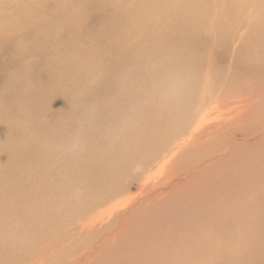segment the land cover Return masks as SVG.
<instances>
[{"label":"bare ground","instance_id":"6f19581e","mask_svg":"<svg viewBox=\"0 0 264 264\" xmlns=\"http://www.w3.org/2000/svg\"><path fill=\"white\" fill-rule=\"evenodd\" d=\"M163 1L166 0H138L137 4H134L128 0L129 4L135 5L131 11L134 16L132 23L128 21L133 26H141L137 30L141 34L139 40H133V36L128 32L124 35L123 24L125 22L117 20L120 14L116 15V21L111 22L110 27L105 25L102 31L99 30L101 23L100 21L95 22L96 16L91 14L92 6L84 9L79 6L78 15L67 12L66 18L61 21L57 19L55 23L66 25L70 32L65 36H60L61 42L54 56L50 57L46 63L41 62V64L37 63L28 67L29 63L26 69L28 80L13 84V87L20 92L18 103L20 105L27 103L28 111L32 109L31 111H34L32 115L38 116H28L21 120L25 134L22 132L18 134L19 130L14 129V137L18 144L11 150H2L0 160L5 163L11 162L10 165L17 168L25 166L29 168L36 162L37 169L29 174V185L32 188L26 190L24 200L32 198L41 189V200L47 195L44 189L51 193L68 196L66 199L73 206V213L80 214V218L78 217L79 219L71 230L72 234L74 232H78L79 235L86 233L87 241H89V236L94 239L98 237L93 245L84 250H81L79 246L72 248L70 255L66 256V259H69L65 262L66 264H86L94 260L100 253L99 251L105 252L104 248L108 250L107 240L110 236L120 233L122 228L124 231L129 229L133 236L132 231L135 226L140 228V237L136 239L139 244L138 256L131 261L119 259L118 264H264V181H261L264 178V167H262L264 164L261 165L259 162L249 161L252 166V169H249L250 175L254 181L258 180L255 182L254 199L249 204H245L244 193L238 191L235 200L238 205L227 204L229 206L206 210L205 207L202 210L191 207L182 209L189 220L195 219L197 214H200L202 220L197 225L195 224L196 226L193 224L194 226H190V229L186 228L184 236L177 240L173 236L183 229L185 223L175 225L174 232L169 234L170 236H165L161 232L160 219L157 216L155 224H151L154 220L140 222L137 219L143 216L150 217L152 208L159 204L160 199H169L173 191L179 190L180 187H184L185 190L191 180L219 170L230 160L231 163L242 160H233L232 157L241 156L244 150L253 151L259 148L264 151V122L261 120L260 122L254 121L252 127L248 126L250 128L247 129L246 137H243L242 133L247 130L242 128V125L237 126L238 121L225 128L223 135L217 128L213 130L207 128L203 130L200 137L196 133L203 125L204 115H201L198 125L188 133V137H182L194 119L192 118L193 104L198 100V94L201 97L200 101L208 100L209 102L211 99L215 101L218 99L217 93L220 88L217 84L211 87L200 86L208 85L209 78L215 80V83L220 86H224V73L227 68L229 69L228 77H244L250 79V84L253 77L261 79L259 94L256 93V96L250 97L247 102L256 101L257 103L256 107L252 108L255 112L250 111V118L252 116L257 119L264 116V111H256L264 107V26L254 35H241L247 29L249 33H253L250 27L252 22L246 20L247 13H253V11H248L249 9H256L259 12L256 20L260 18L264 20V0H251L248 6L244 4L246 0H180L168 6V11L161 15L158 22L149 21ZM77 16L78 23L75 24ZM163 19H168V21L155 28L158 35L148 46L149 49L145 50L154 53L150 57L142 58L137 54L140 42L149 35L146 33L147 30L155 27ZM130 24H127L128 26L125 24L127 30ZM257 25H259L258 22ZM98 31H101V34L105 33L99 41ZM96 33L97 35L94 36ZM47 37L42 35L35 45L39 48L38 44L44 43ZM102 40L107 41L108 45ZM248 41L253 46L245 44ZM249 47H251L250 51L255 54L259 53L261 65L244 70L239 67V64L242 62L243 50L246 51ZM107 48L109 49L108 55L111 56L113 62H107ZM228 59L231 60L230 63ZM6 62L9 63L8 60ZM13 70L15 71L16 68ZM91 79L94 82L87 84ZM78 90H84L85 96L77 103L71 95ZM5 99L7 102L9 98ZM184 103L186 105L182 107ZM19 104L16 106H20ZM249 105H252V102ZM40 116L44 119L47 116V122L51 121V123L46 122L41 125L44 120ZM11 127L13 129V126ZM241 135V139L237 140L236 138ZM227 136L229 139L223 141ZM11 138L7 140H13V135ZM3 143V146L7 144ZM245 146L250 147L243 148ZM168 150L169 153L157 161L161 153ZM4 153L6 156H3ZM262 157L264 158V153ZM262 157L260 161L264 162ZM51 161L54 162V167L58 165L57 171L56 167L55 169L50 167ZM150 163L156 170L141 179L145 168H148ZM10 165L7 167L3 165L2 168L5 167L7 170L13 168ZM49 175L53 176L52 185H41V189L38 188L39 190L35 191V180L31 178L37 176L38 180H42ZM159 175L161 179L156 187L151 185L150 180ZM61 179L66 186L64 185L65 188L59 190L57 184ZM43 181L41 183L45 184ZM124 182L125 184L121 186ZM135 183L138 189L136 197L131 195V197L119 200L107 210L99 214L96 212V216H83L84 212L90 210L91 207L103 203L106 199L109 201L124 194ZM58 186L62 187L61 184ZM197 193L199 192L195 194ZM14 196L12 194L0 195V209L3 206L10 207ZM124 206H127V213L122 218L120 214L119 216L112 214L109 219L112 225V228L108 230L109 233H107L109 223L104 225L101 222L96 228L100 216ZM41 208L44 215L49 214L51 218L57 219L64 211L59 209L54 212L55 206L51 203H42ZM134 211L139 212L132 216L135 214ZM31 215L34 218L27 226L28 236L32 239L38 236L44 241V236L37 232L42 230V226L38 223L41 209H36V213L33 212ZM163 217L162 220L165 218ZM165 219L176 220V216L169 214ZM54 225L53 222L45 229L52 228ZM146 226L154 230V237H149L151 232H142V228ZM105 229L106 233L101 236L97 235ZM178 233L180 236V232ZM4 239L0 237L2 245L0 246V260L2 259L6 264L44 263L45 258L42 256L44 247L36 255L19 258L20 254H16L15 248L20 249L26 245L24 251H30L32 247L30 239L29 244L21 243L22 245L14 239ZM59 239L61 240L62 236ZM56 241L57 238L50 245L58 244ZM134 246L135 244L132 247ZM121 250L123 251V248ZM144 251H147L146 255H142L141 252ZM109 252L111 256L114 253V251ZM114 254L116 255V252ZM107 255L109 258V254ZM227 258L230 260L225 262ZM45 262L48 264L47 259Z\"/></svg>","mask_w":264,"mask_h":264},{"label":"rangeland","instance_id":"374dc122","mask_svg":"<svg viewBox=\"0 0 264 264\" xmlns=\"http://www.w3.org/2000/svg\"><path fill=\"white\" fill-rule=\"evenodd\" d=\"M51 1H52V3H51ZM137 1L131 0V2L134 4H137L136 3ZM143 1H148V0H143ZM152 1H155V0H152ZM60 2H59V0H56V1L55 0H45V1L44 0H0V91H1L0 92V157L3 153L2 150H5V149L7 151L11 150L12 147H14L15 145L18 144V142L15 140V137H14V133H15L14 129L15 128L19 130L18 134H21V132L23 134H25L24 124L20 123L21 120L28 118V116L29 117L38 116V115H32L34 113V111H31L32 109L30 111H28L29 105L27 103H26L27 105L26 104L20 105L18 103L20 92L18 89H15L13 87V84L16 85L20 81L26 82L28 80L26 77V69H27V65L29 63L30 64L28 65V67H30L31 65L34 66L37 63L41 64V62L46 63L50 59V57L52 58V56H54V53L56 52L55 50L61 42L60 36H65L67 33L70 32V29L66 25H59V24L55 23L57 21V19H59L61 21L63 18L67 17L66 15L68 13H74L75 15H78V7L79 6H82L83 9L84 8H90L92 6L91 14L96 16L95 22L100 21V23H101L99 30L102 31L104 29L105 25H107V27H110L111 22L116 21V15L119 16V14H120L119 19L117 18V20L119 22H121V21H123V23L125 22L123 24L124 35H127V32H128L129 35L133 36V38H132L133 40H136V39L139 40V38H140L141 34L137 30H139L141 26L140 25H134L133 26V24H130V23H132V18H134L133 14L131 13L132 7H135V5L129 4L128 0H65V1L60 0ZM62 2H63V4H62ZM177 2H180V0L163 1L161 3V7L158 8L157 11L150 17L149 21L158 22L160 20L161 15L168 11V6H170L174 3H177ZM250 2H251V0H246L244 2L245 6H248L250 4ZM22 4L24 6H22ZM139 4H140V2H139ZM65 5H67V6L65 7ZM234 5H235V2H234ZM72 7H73L72 10L74 12L71 10ZM44 8L47 10V12ZM117 10H118V12H116ZM26 11L29 13V15ZM108 11H110V12H108ZM248 11H253L252 14L247 13V17H246L247 21L249 20L250 22H252L250 27L253 29V33H249V31L247 29L241 35H254L256 32L261 30V28H263V26H264L263 18L256 20L258 18L257 14L259 15V12L256 9H254V10L249 9ZM55 12H56V14H55ZM125 12H127V13H125ZM30 15H31V17H30ZM48 16H50L51 18ZM83 16H85V15L83 14ZM77 18H78V16L76 17V19L74 21L75 24L78 23ZM50 20H52V22H50ZM128 20L130 21V23ZM166 21H168V19H163L155 27L149 28L147 30L146 33H149V35L140 42V48L137 50V54H139L142 58L150 57L154 53V52L145 51V50L149 49L148 46L151 43H153L154 39L158 35V31L155 30V28L158 27L160 24L165 23ZM49 22H50V25L48 24ZM257 22L259 23V25L256 26ZM125 24L126 25L130 24L128 30H127L128 25L126 26ZM51 26L53 29L50 28ZM10 27H12V28H10ZM101 31L100 32L98 31V37H97V38H99L98 41L105 35V33L101 34ZM120 31H122V29ZM14 32H16V33H14ZM34 32H36V33H34ZM113 32H114V30H113ZM37 33H38V35H37ZM115 33H117V32L115 31ZM145 34H143V36ZM42 35L46 36V37L48 36V37L46 38L44 43H42L41 45L38 44V46H39V48H38L35 44H36L37 40L39 39V37H41ZM96 35H97V33L94 36H96ZM135 35H136V37H134ZM11 37H12V39H11ZM102 42L105 44L107 41L102 40ZM245 44L253 46V44H251V42H249V41L246 42ZM45 45H47L48 48ZM48 45H50V47ZM107 45H108V42H107ZM16 47H17V49H16ZM250 49H251V47L246 48V51L244 49L243 51L245 53L243 52L242 56H241L243 58L241 59L242 62L239 64V67H241L244 70H246L245 68L250 70L252 68H255V67H258L261 65L259 53L255 54L254 52L250 51ZM16 51H17V53H16ZM106 54H107V62H113L111 56L108 55L109 54L108 48L106 50ZM26 55H27V57H26ZM22 56L24 57V59ZM36 56H38V58ZM108 56H110V57H108ZM20 58H21V60H19ZM6 60H8L9 63L6 62ZM25 60L27 62H25ZM230 61L231 60L228 59V63H230ZM17 62L19 65L18 64L16 65ZM13 63H14V65H13ZM242 65H244V66H242ZM9 66H10V68H9ZM13 66H14V68H13ZM47 66H50V64H47ZM15 68H16V70H15L16 72L13 70ZM10 69H11V71H10ZM18 69H19V71H18ZM20 69H21V71H20ZM228 71H229V69L227 68L225 73H224V78H225L224 86H220L218 83H215V80H213L211 78H209L210 82L208 85L203 84L200 86V87H203V86L211 87L212 85L217 84V86H219V88H220L218 93H217L218 99H216V101H215V99H211V101H209V102H208V100L207 101H204V100L200 101L201 97L198 94V98H197L198 100L195 101L193 104L194 110L192 112V118L194 117V119L191 121L187 132L182 135L183 138H187L188 133L196 125H198L200 118H201V115H204L203 125L201 126L200 130H198L197 133L195 132L196 135H198L200 137L202 135L203 130H205L207 128L212 129V130L217 128L219 130V132H221L223 135L226 131L225 128L230 127V125L235 124V122H237V121H238L237 126L242 125L243 126L242 128H245L246 130L247 129L249 130V128L254 125V123H253L254 121L258 120L260 122V120H261V122H264L263 121L264 116H262V115H261L262 117L256 116V117H258L257 119H254L252 116L250 118V115H249V114H251L250 111L255 112V110H253L252 108L256 107L257 103H255L256 101H250V102H252V105H249L250 102H247V101H249L250 97L256 96V93H257V95L259 94V91L261 89V88H259L260 87L259 83L261 82V79L253 77V80L251 81L252 83L250 84V79H247L244 77H228L229 76ZM5 72H6V74H5ZM7 72H9L10 76ZM21 72H22V74H21ZM241 78H244V79H241ZM93 82H94V80L91 79V80H89V82L87 84H91ZM237 93H239L241 95H239ZM71 96H73L74 101L78 103L79 101H82L81 99L85 96L84 90L83 91L78 90L75 94H73ZM6 97L9 98L7 100V102L5 99ZM16 104H19L20 106H16ZM185 105H186V103H184L182 105V107H185ZM256 111L263 112L264 107H260L258 110L256 109ZM40 118H42L44 120V122L41 125L46 123L48 120L47 116L45 117L46 119H44L41 116H40ZM230 119L232 121H230ZM48 122L51 123V121H48ZM11 126H13V129ZM248 126H250V127H248ZM190 127H191V129H190ZM248 130L242 133L243 137H246V135H248L246 133V132H248ZM68 131H69V129H68ZM11 135H13V140H9V139L7 140V138H11ZM242 135L238 136L236 139L240 140ZM182 137H180V139ZM227 139H229L228 136L226 138H224L223 141H225ZM6 140H7V142H6ZM3 142H5V144L6 143L7 144L3 146V144H4ZM11 145H13V146H11ZM247 147H250V146H245L243 148H247ZM258 149L259 148L255 149L253 151H247V150L242 149L245 151L244 153H241V156L243 154L242 157L238 156V155L232 157L233 160H239V159H242V160H239V161L233 162V163H231L232 161L230 160L231 162L229 161V163H228L229 165L225 164L223 167H220L219 170L217 169L215 171L209 172L208 175H202L199 178L191 180V182H193V181L194 182L192 184L190 182L188 188H185V190L186 189H188V190L185 191L184 187L183 188L180 187V189L178 188L179 190L173 191V194H172L173 196L171 195V197L169 199L168 198L160 199L159 204L156 205V207L152 208V210H151L152 212L150 213L151 214L150 217L147 218L146 216H143V217H140L137 219L140 222H149L148 220H151V221L154 220L153 223H151V222L150 223L155 224V222H156L155 217L157 216V218L160 219L161 232H163L165 236L166 235L170 236L171 233L174 232V226L175 225H180L182 223H185L184 227H182L183 229L178 231V232H180V236L178 235L179 234L178 232H177L178 234L176 233L173 236L174 239L177 240V239H179V237L181 238L184 236V234L186 233V230H185L186 228L190 229V226H192L193 224L197 225L199 223V221L202 220L200 218V214H197L195 219L193 218L192 220H189V217H185V213L182 211V209H185L187 207L188 208L191 207L193 209L201 208V210H202V208L205 207V210H206L207 208H215V207L221 208L223 206H229L230 204L231 205H238L235 202V200L237 199L236 193L238 191L244 193L245 204H249L254 199L255 191H256L255 182L258 181V180L254 181L252 178V175H250L251 171H249V169L251 170L252 166H251V164H249V161L250 160L252 162L256 161V162L261 163V165L264 164L263 160L260 161V158L263 156L264 151H262L263 149L262 150L261 149L258 150ZM254 151H255V154H254ZM250 152H252V153H250ZM167 153H169V150L167 152H162L160 155V158L157 159V161H160V159H162L163 156ZM3 156H6V154L4 153ZM9 159H11V158H9ZM55 159L59 160V158H57V157H55ZM247 162H248V164H247ZM10 163L11 162L5 163L3 160H0V195H2V194L15 195L12 199L10 207L9 206H3L0 209V237L2 239L5 238L4 240H13L14 239L15 241H19L20 245L29 244V239H30V243L32 246L30 248L31 249L30 251H24L26 248V245H25V247L24 246L20 247V249L15 248V251L17 252L16 254H20L19 258H29L30 255H36L44 247V251L42 252V256L45 258V260H43V262H44L43 264H47L45 262L46 259H47L48 264H66L65 262H67L69 260V259H66V256L70 255L72 248L79 246L81 250H84L85 248L93 245L97 241L98 237H96L94 239L91 236H89V241H87L85 239L87 237L86 233L79 235L78 232H74L73 233L74 235L72 234L71 230H72L75 222L80 218L79 217L80 214L76 215L73 213V211H72L73 206L69 203V200L66 199V198H68V196L62 195L60 193H51L49 190L46 191L44 189V191L47 193V195H45L43 200H41V198H40V192L42 190L41 185H52V183H53V176L52 175L45 176V178L42 180H38L37 176H34L33 178H31L32 180H35L34 190L35 191H38L39 189H41V190H39L37 193H35V195H33L32 198H29V199L27 198L24 200V193L26 192V190L32 188V186L29 185V178H30L29 174L32 170L37 169V164H36V162H34V164L29 168H26V166L21 167V168H17V167H13L12 165H10ZM150 164L149 165L151 166V168L149 165H148L149 166L148 168H145V171L142 174L141 179L150 175L151 173H153L156 170V168L153 167L152 163H150ZM3 165L5 167L10 165L13 168H10L7 170V168H5V167L2 168ZM50 167L53 169V167H54L53 161L50 162ZM55 167H56V169H55ZM55 167H54V169L57 171V169H59L58 165H56ZM262 167H264V165ZM63 179H61L58 182V184L59 185L61 184L62 187L58 186V184H57V187L59 190H60V188L64 189L66 186L65 184L62 183ZM160 179H161L160 175L156 176V178L150 180L151 181L150 184L155 185V187H156V185L159 183ZM263 179L264 178H262L261 181H264ZM42 181L45 182V184L41 183ZM124 184H125V182L121 186H123ZM215 184H216V186H215ZM192 185H193V187H192ZM131 187L132 188L129 189L128 191H126L124 194L116 196L109 201L106 199L105 201H103V203H100L97 206L95 205V206L91 207L90 210L84 212L83 216L84 217L96 216L97 215L96 212L99 214L101 211L107 210L108 207H110L112 204H114L115 202H117L119 200L121 201L122 199H124L126 197H129V196L131 197V195H132V197H136L138 195V191H137L138 189L136 188L137 187L136 183L133 184ZM181 191H185V192H181ZM196 192H199V193L195 194ZM188 193H190V194L187 195ZM135 194H136V196H135ZM183 194H185V195L183 196ZM192 194L196 195V196H193ZM181 195H182V197L180 198ZM185 196H186V198H185ZM187 196H189V197H187ZM193 197L195 198L194 200H193ZM173 198H174V200H173ZM184 198H185V200H184ZM198 198L200 200H198ZM181 199H182V201H181ZM171 200H172V202H171ZM183 201H185V202H183ZM26 202H28L29 204L27 205ZM13 203H17V204H13ZM42 203L54 204V206H55L54 212L59 210V209H62L64 211H62V213L60 214V217L58 219L57 218H51L49 216V214L44 215V212L41 208ZM185 204H187V205H185ZM227 204H229V205H227ZM25 205L27 207H25ZM28 208H30V209H28ZM31 209L33 210L34 213H36V209L37 210L41 209V216H39L40 219H39L38 223H39V225L42 226V230H38L37 232L44 236V241H42V239H40L37 235H36L37 237H35V239H32V237L28 236L27 226L31 224L32 218H34V216L31 215V213H33ZM95 210H97V211H95ZM138 212L134 211L135 214L132 216H135L136 213H138ZM25 213H27V214H25ZM87 213L88 214L90 213V214L88 215ZM125 213H127V206L121 207V209L119 208L116 211L115 210L110 211V213L106 212V214H103L102 216L99 217V219H98L99 221L97 223L96 228L100 226L99 223H101V222L104 225H108L109 221L111 222V220H109V219L112 217V214L117 215V216H119V214H120L121 218H122V216ZM169 214H170V216H176V220H172V221L166 220L165 218L168 217ZM152 215H154V216H152ZM201 215H203V214H201ZM83 216H81V217H83ZM132 216H130V217H132ZM162 216L165 217V218L163 217L164 218L163 220L161 219ZM52 221L55 224L54 227L45 229L51 223H53ZM180 221H181V223H180ZM186 221H187V223H186ZM163 223H164V225H163ZM177 223H179V224H177ZM151 224L149 225L150 227H151ZM186 225H187V227H185ZM149 226L143 227L142 232H151L149 237H154L155 236L154 230L149 228ZM64 228H66V229H64ZM110 228H112L111 224L108 225V227H107V233H109L108 230H110ZM194 228L196 229V227H194ZM181 231L183 232V234ZM132 232H133V236H131L129 229H127V231L126 230L124 231L122 228L120 230V233H117L116 235L114 234V235L110 236V238L107 240L108 250L106 248H104L105 252H103L102 250L99 251L100 253L97 254L99 256V258L97 256V258H95L94 260L93 259L90 260L86 264H116L119 261V259H123V260L129 259L130 261L135 259V257L138 256L139 244L137 243L136 239H139V237H140V235H139L140 228L135 226V228L133 229ZM4 233H6V234H4ZM104 233H106V229H105V231H102L101 233H98L97 235L101 236V234H104ZM11 236H13V237H11ZM61 236H62V239L60 240L59 238ZM177 236H178V238H177ZM68 237L70 238L69 240L67 239ZM121 237H123V238L121 239ZM55 238H57L56 242H58V244L53 243L52 245H50V243L52 241H55ZM71 238H73V239L71 240ZM93 239H94V242H93ZM36 240H39L40 242L39 241L36 242ZM66 240H68V241H66ZM85 240H86V243L84 242ZM120 241H122V242H120ZM0 242H1V240H0ZM117 242H118V244H116ZM82 243L85 246H83ZM123 243H125V244H123ZM133 244H135L134 247H132ZM47 245H48V247H47ZM81 245H82V247H81ZM0 246H2V245L0 244ZM125 246H126V248H124ZM131 247H132V249H131ZM136 247H137V249L135 250ZM21 248H22V250H21ZM116 248H118L119 250ZM120 248L121 249L123 248V251ZM109 251H112V252L114 251V253L116 252V255L114 253H112L113 255L111 256V252H109ZM117 252H118V254H117ZM25 253H27V254H25ZM141 253H142V255L143 254L146 255L147 251H144ZM107 254H109V258L107 257L108 256ZM5 256H9V255H5ZM34 259H36V257H34ZM107 259H112V260H107ZM105 260H107V261H105ZM229 260H230V258H227L225 260V262H227ZM108 261H110V262H108ZM121 262H123V261H121ZM21 263H23V262H21ZM0 264H6V263L3 262L1 259Z\"/></svg>","mask_w":264,"mask_h":264}]
</instances>
